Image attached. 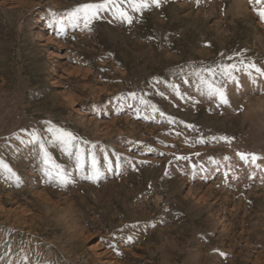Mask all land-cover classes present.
Wrapping results in <instances>:
<instances>
[{
	"label": "rangeland",
	"instance_id": "374dc122",
	"mask_svg": "<svg viewBox=\"0 0 264 264\" xmlns=\"http://www.w3.org/2000/svg\"><path fill=\"white\" fill-rule=\"evenodd\" d=\"M86 4L0 0V264H264L261 5Z\"/></svg>",
	"mask_w": 264,
	"mask_h": 264
},
{
	"label": "snow or ice",
	"instance_id": "6c2138e0",
	"mask_svg": "<svg viewBox=\"0 0 264 264\" xmlns=\"http://www.w3.org/2000/svg\"><path fill=\"white\" fill-rule=\"evenodd\" d=\"M108 2H109V0H105V4H107ZM113 2H114V0H113ZM129 2L132 4L133 10H142V9L148 7V0H129ZM151 2L154 3V4H158L159 0H151ZM105 4H101V5H92V4L82 5L73 14L74 19L76 20L77 23H79L80 20L82 19L84 24H85V26L87 27V25H88V23L90 21V18L95 17L97 11L100 8H103L105 6ZM255 4L261 5V7L256 9V11H257L258 15L261 17V19L264 20V0H255ZM119 15L123 19L127 20L129 23L131 22V20L127 16L126 12L121 11V12H119ZM249 67L254 68L257 73H259L261 76H264V71H262L259 68H255V65H250ZM229 75H230V73H229ZM221 99L223 100L222 94H221ZM224 102H226V100ZM61 135L64 136V137H70L69 133H61ZM239 155L241 156V159H246L244 154H239ZM252 159H253V161H255L256 157L253 156Z\"/></svg>",
	"mask_w": 264,
	"mask_h": 264
}]
</instances>
